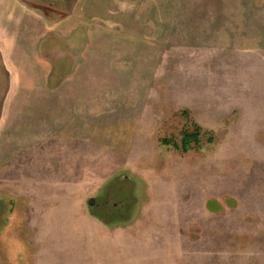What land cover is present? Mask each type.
<instances>
[{"label":"rangeland","instance_id":"rangeland-1","mask_svg":"<svg viewBox=\"0 0 264 264\" xmlns=\"http://www.w3.org/2000/svg\"><path fill=\"white\" fill-rule=\"evenodd\" d=\"M77 9L76 43L91 29L85 43L155 57L137 130L0 158V264H264V0ZM196 128L199 145L173 147Z\"/></svg>","mask_w":264,"mask_h":264},{"label":"crops","instance_id":"crops-1","mask_svg":"<svg viewBox=\"0 0 264 264\" xmlns=\"http://www.w3.org/2000/svg\"><path fill=\"white\" fill-rule=\"evenodd\" d=\"M77 4L0 0V158L33 142H91L93 130L112 134L123 147L132 142L138 126L134 107L155 57L139 44L85 43L91 29L76 43V19L83 12ZM54 36L67 43H49ZM110 115L119 116L120 124L108 127L103 116ZM93 117L99 119L94 128Z\"/></svg>","mask_w":264,"mask_h":264},{"label":"trees","instance_id":"trees-1","mask_svg":"<svg viewBox=\"0 0 264 264\" xmlns=\"http://www.w3.org/2000/svg\"><path fill=\"white\" fill-rule=\"evenodd\" d=\"M201 141V132L198 128L195 129L193 132H187L184 134V137L181 141V147H178L177 144H173L175 149H181L183 152H187L192 149V144L195 146L199 145ZM165 144H169L168 141L163 140ZM13 210V208L11 209Z\"/></svg>","mask_w":264,"mask_h":264},{"label":"water","instance_id":"water-1","mask_svg":"<svg viewBox=\"0 0 264 264\" xmlns=\"http://www.w3.org/2000/svg\"><path fill=\"white\" fill-rule=\"evenodd\" d=\"M88 202L91 204L93 202V200H89Z\"/></svg>","mask_w":264,"mask_h":264}]
</instances>
